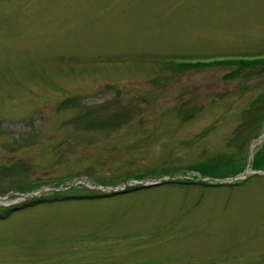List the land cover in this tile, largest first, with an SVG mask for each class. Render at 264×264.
<instances>
[{"label": "rangeland", "instance_id": "1", "mask_svg": "<svg viewBox=\"0 0 264 264\" xmlns=\"http://www.w3.org/2000/svg\"><path fill=\"white\" fill-rule=\"evenodd\" d=\"M0 264H264V0H0Z\"/></svg>", "mask_w": 264, "mask_h": 264}, {"label": "water", "instance_id": "2", "mask_svg": "<svg viewBox=\"0 0 264 264\" xmlns=\"http://www.w3.org/2000/svg\"><path fill=\"white\" fill-rule=\"evenodd\" d=\"M229 182H234V181H229ZM161 183V181H156V182H150V183H147V182H144V183H142L144 186H154V185H158V184H160ZM130 184H127L126 186H129ZM110 192H113V191H115V190H109ZM118 191H120V190H117L116 192H118ZM31 196H33V195H31Z\"/></svg>", "mask_w": 264, "mask_h": 264}, {"label": "trees", "instance_id": "3", "mask_svg": "<svg viewBox=\"0 0 264 264\" xmlns=\"http://www.w3.org/2000/svg\"><path fill=\"white\" fill-rule=\"evenodd\" d=\"M14 169H15V168H11L10 170L14 172ZM187 184H188V183H187ZM98 197H100V196H98ZM101 197H102V196H101Z\"/></svg>", "mask_w": 264, "mask_h": 264}, {"label": "flooded vegetation", "instance_id": "4", "mask_svg": "<svg viewBox=\"0 0 264 264\" xmlns=\"http://www.w3.org/2000/svg\"><path fill=\"white\" fill-rule=\"evenodd\" d=\"M185 185H193V184H185ZM195 185H199V184H195Z\"/></svg>", "mask_w": 264, "mask_h": 264}]
</instances>
